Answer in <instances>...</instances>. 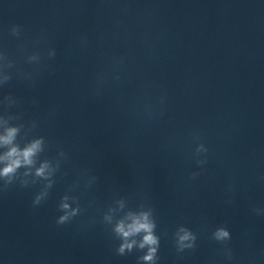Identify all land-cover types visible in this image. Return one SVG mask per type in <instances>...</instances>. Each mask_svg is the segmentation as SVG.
Returning a JSON list of instances; mask_svg holds the SVG:
<instances>
[{
    "label": "water",
    "instance_id": "95a60500",
    "mask_svg": "<svg viewBox=\"0 0 264 264\" xmlns=\"http://www.w3.org/2000/svg\"><path fill=\"white\" fill-rule=\"evenodd\" d=\"M25 47L45 54L31 83L17 71L33 72ZM0 51L16 64L0 101H20L0 135L17 127L21 147L43 136L36 167L68 154L38 207L41 184L19 183L34 168L0 190V264H144L143 234L121 256L114 232L143 213L157 225L156 264H264V214L253 211L264 209V0H0ZM84 170L97 178L90 187ZM78 182L83 211L57 225ZM180 225L197 235L194 249L177 252ZM220 225L231 261L210 238Z\"/></svg>",
    "mask_w": 264,
    "mask_h": 264
},
{
    "label": "clouds",
    "instance_id": "9594fccd",
    "mask_svg": "<svg viewBox=\"0 0 264 264\" xmlns=\"http://www.w3.org/2000/svg\"><path fill=\"white\" fill-rule=\"evenodd\" d=\"M17 29L16 35L19 36L23 29L19 25L13 26ZM44 41V37H38L33 42V47L40 45ZM82 44H86V41H82ZM22 51L25 52V62L29 65H33V72H24L18 71V74L28 82H33L34 73L38 74L44 65L45 54L41 53L38 50L28 51V49L22 48ZM56 56V51L54 48H48L46 50V57L52 59ZM120 61L116 62L117 67L119 66ZM16 68L15 61L11 59L8 53L0 51V88L6 86L13 79L12 70ZM119 79V77H116ZM100 81V77H98ZM4 105L5 111L3 114H0V119L8 117L12 118L11 112L8 109L13 107H18L20 101L14 98L12 95H6L3 97V100L0 101ZM163 103V98L161 99ZM16 118L21 119V114L16 113ZM31 124L34 126L36 122L33 121ZM18 133L17 127H8L5 129L4 134L0 135V147L6 148L7 151L0 155V163L4 166L0 168V178H4V182L0 184V190H7L9 186L14 184V179L17 178L18 171L21 168H26L29 171L23 173L28 175L31 173V170L34 168V179L29 184L21 180V187H28L30 185H35L37 183L41 184L40 190L35 194L32 200V206L38 207L43 201L47 200L49 196V190L52 189L55 183V176L57 172L60 171L62 163L66 162L68 159V154L60 149L58 155L62 157V160H58L53 164V159L44 158L42 162L39 163V166L36 167L38 158H41V155L45 152L47 147V141L43 136L38 138H33L27 140L24 145L21 147L20 144L14 143ZM196 141H199L200 137L197 135L194 137ZM208 148L203 143H197L194 156L197 157L196 163L199 166H203L206 162V156L200 158V153L206 154ZM67 173H65L66 175ZM199 175L198 172H193L190 175L191 179H195ZM84 177L90 178V183L87 187H90L95 183L96 177L90 176L87 170H84L81 175V179ZM79 187V182L77 184L69 186L68 191L61 196L60 202L58 204V211L62 213L56 218L57 225H65L70 223L76 216L81 214L83 209L80 207L79 200L76 196L71 195L75 189ZM75 205V207L73 206ZM253 211L257 215L264 214V209L256 208ZM106 218V217H105ZM155 222L149 221V216L147 213H143L139 218H134L133 222L127 226L123 222L116 224L114 232L123 240L122 243L116 248V253L118 255H125L126 253H131L133 246L136 244V241L133 240L129 242V237L143 234V239L140 241L138 248L143 250L146 249V254L140 256L138 260L143 261L144 264H156L158 259L157 253L160 245V238L156 234ZM175 246L177 252H184L185 250H192L196 247L197 235L188 227L180 225L176 228L174 232ZM216 243L222 245V254L223 256L231 261L233 259L232 249L228 246V242L231 240V233L226 226L220 225L217 226L211 233L210 237ZM127 250V252H126Z\"/></svg>",
    "mask_w": 264,
    "mask_h": 264
}]
</instances>
